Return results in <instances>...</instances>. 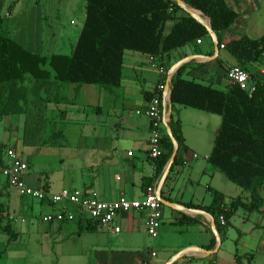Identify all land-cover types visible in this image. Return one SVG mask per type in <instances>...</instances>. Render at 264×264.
Here are the masks:
<instances>
[{
    "label": "crops",
    "instance_id": "0c3cea01",
    "mask_svg": "<svg viewBox=\"0 0 264 264\" xmlns=\"http://www.w3.org/2000/svg\"><path fill=\"white\" fill-rule=\"evenodd\" d=\"M223 1L226 7L236 14V18L226 30L219 34L221 45L241 37L256 39L264 33L262 32L256 37L251 35L256 32L258 27L256 18L260 12L262 15L264 0ZM64 2L67 6V1L64 0ZM59 13L58 4L54 6L52 0H0V36L10 39L28 53L46 59L51 55H68L79 31L73 33L70 30L60 32L56 28L52 29L51 26L57 24ZM181 16L182 12L180 11L171 15L172 21L167 31ZM43 38H47V43L44 46ZM201 39L205 42H202ZM201 39H199L200 42L196 40L171 51L168 59L170 66L184 58L195 56L181 64L184 65L181 77L214 89L225 90L229 85L225 79V73L229 67L235 64L234 59L224 51V48L218 49L216 55L212 59H208L213 56L211 41L208 36ZM63 42H67V53H60L65 49H61L62 51L57 49L58 43L63 45ZM125 53L123 54L118 87L106 90L109 94L112 93L109 105L106 108L100 105V109L97 106L93 107L94 113L100 112V187L95 190L87 188L84 190L95 192L98 198L104 201L114 200L119 196L138 199L144 185L156 184L161 173L156 174L157 161L147 156L148 120L143 111L149 96L154 93L155 85L161 80L156 69L162 61L158 57L141 54H131L125 59ZM219 53L226 54V56L222 55L221 59L228 60L229 63L227 65H224L223 62L219 63L222 72L215 75L210 73L208 65L210 62L216 61ZM258 65L256 63L246 64L245 69L255 74ZM248 66L251 67L248 69ZM23 87L24 83H16L13 89H16L17 92L11 96L7 91H4L5 89L0 88V122H18L20 119L24 121L25 116L19 107L24 105L25 100H31L33 96L23 95ZM73 87H66L62 94L65 104L62 101L57 104L48 103L50 106L53 105L57 112L58 118L55 116L53 121L64 124L67 117L74 111L77 116H73V120L81 118L84 109L73 110L70 108L74 105L70 97L77 92V88L73 90ZM50 96L52 97V95ZM161 101L165 103L166 111V96L165 99L161 98ZM174 108V112L170 111L167 124L170 119L176 120L179 124L181 143L176 154L180 158V164L173 167L167 182L165 185L162 184L160 191H163L164 195L172 200V203L181 206L189 203L199 207H208L212 198L211 191L219 193L223 203L226 204L230 198H234L227 193L230 186L221 180L219 177L221 174L207 162L213 140L217 134L219 117L191 108L180 106ZM61 111H64L63 115L60 114ZM17 125H13L14 127L8 125L14 132L13 138L6 142L0 141V145L19 152L18 156L27 166L24 176L25 183L28 186L34 183L33 188H41V185H35L34 182H39L40 176L31 177L29 164L24 160L21 148L32 149L31 152H26L27 155H32L35 151L32 147L22 146L21 129L20 136L17 137ZM53 131L57 133L56 129ZM60 136L62 137V131ZM1 194L0 191V196ZM246 197L247 195L240 198ZM0 205L5 207L3 202ZM40 206L47 209L43 214L52 209L45 203ZM204 213L206 215L201 216L188 211L179 212L163 207L157 234L154 238L146 236L143 226L144 216L140 212L130 211L118 214L114 218L112 226L97 227L80 219L71 223H50L48 229L52 241L55 243L54 250L53 247L51 248L50 259L53 264H140L146 258L148 251H154L155 257L152 264H164L169 257L186 247L212 251L215 241L207 249L213 237L208 225L207 215H210ZM232 217L229 219V225ZM182 218L193 219L197 223L186 224ZM71 224L74 226L72 227ZM220 225L219 232H216L219 244L213 253L190 252L181 256L173 264H237L234 263V252L242 256L241 264H248V253H244L243 250L239 252V247H237L239 244L242 249L246 247L242 237L248 234V231L237 229L235 241L232 242L233 253L227 260L225 251L224 255L220 253L224 243L222 240L228 238L231 240L232 238L226 231L229 225ZM113 226L119 228L117 233L112 232ZM17 236L16 233V237L9 242L15 243ZM45 262L48 263V261Z\"/></svg>",
    "mask_w": 264,
    "mask_h": 264
},
{
    "label": "trees",
    "instance_id": "16d2710c",
    "mask_svg": "<svg viewBox=\"0 0 264 264\" xmlns=\"http://www.w3.org/2000/svg\"><path fill=\"white\" fill-rule=\"evenodd\" d=\"M180 1L208 19L219 49V34L233 23L236 14L226 7L223 0ZM176 11L182 12V16L165 33L164 24ZM204 36H207L204 26L169 0H84L82 24L68 55H51L46 59L30 54L10 39L0 36V88L11 96L17 92L13 89L15 84L24 83L23 95L33 96L19 107L25 116L20 137L22 146L36 147L41 142L38 139L44 136L59 138L62 129L58 127L54 133L53 126L56 123L62 125V122H50L46 118V105L49 102L64 103L62 94L66 87L74 86L75 90L81 85H93L107 91L118 87L123 54L128 51L158 57L162 61L159 66L167 71L171 51ZM223 48L234 59L233 66L247 72L246 64H260L264 60V33L256 39L241 37L231 40L223 44ZM45 65L47 70L43 68ZM183 69L184 65L179 66L170 78V111L174 112V107L180 106L219 117L207 162L226 181L247 193L246 198H230L224 204L222 196L211 191L208 207L183 204L185 208L209 214L216 232H219L218 218L228 226L229 219L238 209L252 213L264 205L259 194L264 190V79L255 80L254 90L248 97L236 86L228 85L225 90H218L185 80L181 77ZM250 74L254 79L255 74ZM63 113L61 111L60 114ZM168 127L178 149L181 143L179 124L170 119ZM161 146L164 151L156 159V174L161 172L172 149L165 133ZM179 164L180 158L175 154L163 185L173 167ZM41 188L48 191L45 183ZM160 196L172 202L163 191H160ZM182 221L197 223L189 218H182ZM0 231L7 235V242L16 237L8 224L0 225ZM213 243L212 237L207 249ZM241 258L234 252V263L241 264Z\"/></svg>",
    "mask_w": 264,
    "mask_h": 264
},
{
    "label": "rangeland",
    "instance_id": "374dc122",
    "mask_svg": "<svg viewBox=\"0 0 264 264\" xmlns=\"http://www.w3.org/2000/svg\"><path fill=\"white\" fill-rule=\"evenodd\" d=\"M52 1L54 6L58 4L60 8L59 19L56 25L51 26L52 29L56 28L60 32L65 30H70L73 33L78 32L83 20L84 0H66L67 6L64 0ZM171 21V18L166 21L164 32L169 28ZM256 22L258 27L256 32L251 34L252 37L264 32V5H262V15L260 12ZM201 40L205 42V40ZM45 43H47V38H43V46ZM58 45L57 49L60 50H66L68 47L67 42L63 45L58 43ZM65 50L60 53H67L68 50ZM57 51L59 52V50ZM131 54L139 55L128 51L124 58L127 59ZM222 55L226 56L224 53H219L216 61L209 63L210 73L221 74L222 68L218 64L223 62L224 65H227L229 63L228 60L223 61L221 59ZM250 67L248 66V69ZM44 69H48V67L44 66ZM247 72L250 73L251 71ZM70 99L74 104L70 108L73 110L84 109L81 118L73 120V116H77L74 111L67 117L64 124L56 123L53 129L61 128L62 137H40L38 142L40 140L41 142L37 143L36 147H32L35 151L32 155L26 154V152L32 151L31 148H21L23 158L29 164L31 177L40 176L39 182L34 181L35 185L42 186L45 183L50 192L60 188L95 190L100 187V112L94 113L93 107L97 106L100 109V105H102L103 108H106L112 99V93L109 94L97 86L81 85L77 87V92L72 94ZM56 115L57 112L53 105L47 104L46 118L50 122H56L53 121ZM56 117L58 118V116ZM15 124H18L17 137H19L20 129L22 130V119L18 122H0L1 142H6L8 139L12 140L14 132L9 126H15ZM48 126L51 127L50 124ZM16 154L18 155L19 152ZM219 177L230 186L227 192L230 197L247 195L239 187L226 181L223 176L219 175ZM29 180L32 181L31 178ZM3 183L4 180L0 178V191L2 193L0 203L3 202L5 205V207L0 205V225L8 224L18 236L15 243H7V235L0 231V264H53L50 256L51 248L53 247L54 250L55 243L50 236L48 223L41 221L42 214L47 209L40 206L36 200L21 197L14 190L7 189ZM32 185L34 183L31 184V187ZM259 194L264 200V190H261ZM259 210L261 211L248 213L238 209L232 217L230 225L226 229L232 239L229 240L228 237L227 240L223 239L224 243L220 250L223 255L225 251L227 260L231 258L230 254L233 253L232 242L235 241L236 231L241 228L244 232L248 231V234L242 237L246 247L242 249L240 244L237 246L239 252L243 250L244 253H248V264H264V205ZM71 226L73 227L74 224Z\"/></svg>",
    "mask_w": 264,
    "mask_h": 264
},
{
    "label": "built area",
    "instance_id": "2783aa9c",
    "mask_svg": "<svg viewBox=\"0 0 264 264\" xmlns=\"http://www.w3.org/2000/svg\"><path fill=\"white\" fill-rule=\"evenodd\" d=\"M219 49H223V45L220 44ZM156 71L161 80L155 85L154 95L143 111L148 120L147 156L153 160L163 151L161 140L164 133L165 103L161 98L165 99L164 86L167 79L166 71L162 67L158 66ZM225 79L230 86H236L249 97L254 90L255 80L264 79V60L258 65L254 79L250 73L238 66L229 67ZM26 170V164L12 148L0 146V178L4 180L5 187L14 190L21 197L48 204L52 209L42 215L41 221L44 223H67L79 218L97 227L112 226L118 214L133 211L143 214V226L148 238H154L157 234L162 205L156 197V184L145 186L138 199L119 196L114 200L104 201L90 190L60 188L56 192H49L42 188H33L24 181ZM219 222L223 224L220 219ZM111 230L117 233L119 228L113 226ZM154 257L155 252L148 251L140 264H152Z\"/></svg>",
    "mask_w": 264,
    "mask_h": 264
},
{
    "label": "water",
    "instance_id": "95a60500",
    "mask_svg": "<svg viewBox=\"0 0 264 264\" xmlns=\"http://www.w3.org/2000/svg\"><path fill=\"white\" fill-rule=\"evenodd\" d=\"M174 2V4L181 9L184 13H186L188 16H190L191 18H193L197 23L201 24L202 26H204L206 32H207V36L209 37L211 44H212V50H213V56L208 57V59H212V57H214L218 51L217 48V40L216 37L214 35V33L211 31L210 26H209V21L207 18H205L199 11L193 10L192 8L186 6L182 1L180 0H172ZM195 56H191V57H187L184 58L178 62H175L174 64H172L168 70L166 71L167 74V79L165 82V86H164V94L166 96V111H165V122H164V130H165V134L167 136V138L169 139L172 149L170 152V155L166 161V163L164 164L162 171L160 173V176L157 180L156 183V197L159 201V203L166 208L172 209V210H176L179 212H184V211H188L190 213L193 214H198L201 216H205L206 214L203 211L200 210H192V209H185L183 206L176 204V203H172V202H168L165 201L164 199L161 198L160 196V189L161 186L164 182V179L168 173L169 167L172 164L173 158L176 154V150H177V144L175 142V140L173 139V137L171 136L169 127H168V118H169V114H170V101H169V91H170V77L171 75L175 72V70L183 63H185L187 60L193 59ZM208 225H209V230L212 233L213 237H214V241H215V247L212 251H205L202 250L200 248H195V247H186L182 250H180L179 252L175 253L174 255H172L171 257H169V259L164 263V264H173L177 259H179L181 256L188 254L190 252H202V253H206V254H210L213 253L215 251L216 246H218L219 244V238L218 235L216 233L215 227H214V223L213 220L210 216H208Z\"/></svg>",
    "mask_w": 264,
    "mask_h": 264
}]
</instances>
